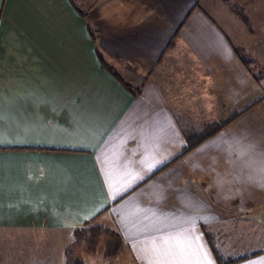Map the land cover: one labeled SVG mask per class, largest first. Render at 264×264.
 Wrapping results in <instances>:
<instances>
[{
	"label": "crops",
	"instance_id": "obj_1",
	"mask_svg": "<svg viewBox=\"0 0 264 264\" xmlns=\"http://www.w3.org/2000/svg\"><path fill=\"white\" fill-rule=\"evenodd\" d=\"M229 1L0 0V264L97 225L85 264H264V0Z\"/></svg>",
	"mask_w": 264,
	"mask_h": 264
},
{
	"label": "trees",
	"instance_id": "obj_2",
	"mask_svg": "<svg viewBox=\"0 0 264 264\" xmlns=\"http://www.w3.org/2000/svg\"><path fill=\"white\" fill-rule=\"evenodd\" d=\"M94 37L96 39V36ZM97 54L103 68L111 72L114 76H116L124 83L118 72L106 62L105 57L99 50L97 51ZM126 86H128V84ZM242 113L243 112L241 113L236 112L233 114L232 117L226 120H223L221 122L212 125H206L204 127V132L201 134L200 137H198L196 141H192L191 138L189 137V140L191 141L189 149L195 148L205 140L216 135L218 132L223 130L232 120L238 118ZM209 241L214 250L212 240L209 239ZM123 250H124V240L118 232L100 225L85 227L82 229H78L74 232L73 242L66 249V264H85L82 255L83 253L88 255H95L100 253L103 255V257L106 260L111 261L118 258L123 253ZM214 253L220 264H235L237 262L250 258L253 255L258 254L255 253L252 254L251 256L241 257L238 259H224L223 257H220L218 255L216 250H214ZM37 264H45V263H37Z\"/></svg>",
	"mask_w": 264,
	"mask_h": 264
},
{
	"label": "rangeland",
	"instance_id": "obj_3",
	"mask_svg": "<svg viewBox=\"0 0 264 264\" xmlns=\"http://www.w3.org/2000/svg\"><path fill=\"white\" fill-rule=\"evenodd\" d=\"M229 5H230V7H231V10H233V0H230L229 1ZM262 70H263V67H259L258 68V72L260 73V72H262ZM3 261V260H2ZM90 261V260H89ZM2 264H6V263H2ZM9 264V263H8Z\"/></svg>",
	"mask_w": 264,
	"mask_h": 264
},
{
	"label": "snow or ice",
	"instance_id": "obj_4",
	"mask_svg": "<svg viewBox=\"0 0 264 264\" xmlns=\"http://www.w3.org/2000/svg\"><path fill=\"white\" fill-rule=\"evenodd\" d=\"M168 264H171V262L169 261Z\"/></svg>",
	"mask_w": 264,
	"mask_h": 264
}]
</instances>
